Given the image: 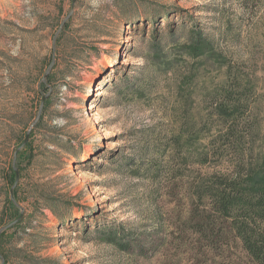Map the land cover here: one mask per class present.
I'll list each match as a JSON object with an SVG mask.
<instances>
[{
  "label": "rangeland",
  "instance_id": "1",
  "mask_svg": "<svg viewBox=\"0 0 264 264\" xmlns=\"http://www.w3.org/2000/svg\"><path fill=\"white\" fill-rule=\"evenodd\" d=\"M229 65L263 157L264 0H0V264H250L190 224Z\"/></svg>",
  "mask_w": 264,
  "mask_h": 264
},
{
  "label": "trees",
  "instance_id": "2",
  "mask_svg": "<svg viewBox=\"0 0 264 264\" xmlns=\"http://www.w3.org/2000/svg\"><path fill=\"white\" fill-rule=\"evenodd\" d=\"M168 15L169 13L164 14V17ZM157 35L159 36V30H155V38ZM195 35L192 50L205 54L214 51L213 45L201 33ZM50 80L49 77V82ZM125 82L127 83L126 79ZM228 82L221 101L218 100L220 89L215 92L216 111L209 114L211 120L217 113L225 129L210 142L203 161L208 163L210 157L216 154L219 160L230 155L232 170L229 174H212L202 179L198 187H192L194 200L190 224L194 233L202 234L206 241L212 242V247H216L220 241L225 242V237L233 235L235 240L240 241L250 264H264V156L256 155L250 106L244 105L233 94L243 83L234 73L232 65H229ZM127 85L124 84L126 88ZM46 86L42 84L41 92L48 94L50 90ZM245 87L244 97L248 99L253 88L249 85ZM247 116L248 119L245 118ZM202 206L212 210L200 212ZM112 239L113 243L124 245L117 238Z\"/></svg>",
  "mask_w": 264,
  "mask_h": 264
}]
</instances>
